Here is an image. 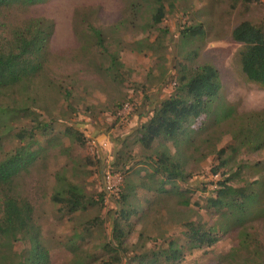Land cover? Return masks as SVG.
I'll use <instances>...</instances> for the list:
<instances>
[{
	"label": "trees",
	"instance_id": "1",
	"mask_svg": "<svg viewBox=\"0 0 264 264\" xmlns=\"http://www.w3.org/2000/svg\"><path fill=\"white\" fill-rule=\"evenodd\" d=\"M46 1L0 0V106L5 110L0 123V264H51L50 246L44 239L40 216L27 192L25 180L45 168L47 155L55 145L61 149L59 136L48 138L45 144L38 139V135L48 136L53 132L54 120L53 117L41 119L40 114H54L51 107H56L62 98L70 99L74 85L70 84L72 78L64 81L54 70L55 60L59 57L50 50L54 21L43 16H19L29 6ZM240 1L264 8L262 0ZM127 7L126 18L113 24L110 31L94 24L93 8L76 9L73 14V30L79 47L71 58L76 56L80 62L88 63L110 81L122 79L118 58L123 46L112 49L109 40L120 27L136 28L135 19H143L144 28L158 30L154 40L144 45L146 49L155 54L163 53L165 49L167 31L158 28L165 14L163 0H128ZM202 33L201 23L181 29L186 41ZM230 37L241 43L237 56L242 73L247 80L264 88V19L240 21L231 29ZM116 42L119 44L120 40ZM165 72L160 71L161 82ZM173 78L172 92L158 102L150 116L135 129L131 145L141 148L142 158L135 160V153L123 139L126 148L117 152L113 162L122 167L134 160V165L148 164L152 170L119 193L121 208L113 217L110 239L102 243V253L93 255L86 263L122 264L129 247H136L126 244L134 229L130 219L133 215L137 217L140 210L130 200L136 187L151 193L152 197L146 199L148 206H166L172 200L176 205L186 206L189 203L185 192L189 188H181L178 181L188 183L191 173L187 171V165L191 159L201 160L214 154L218 163L212 171L220 173L221 178L214 182L210 195L206 196L205 208L218 217L216 224H209L198 215L188 219L180 214L178 224L183 228V242L180 238H169L165 246L135 253L129 263L183 264L186 251L212 247L222 234L236 229L238 243L222 258L235 264H264V236L256 226L258 222L264 223V163L249 165L238 158L243 152L264 147V109L248 112L234 120H230V110L218 114H215L216 110L210 111L221 81L218 69L208 62L196 65L180 62ZM8 90L14 91L21 100L8 98L5 95ZM112 106L115 108L112 113H115L122 104L114 102ZM200 118L198 127L194 128ZM23 120H28L30 125L14 130L13 123ZM208 128L209 134L206 133ZM230 132L233 142L216 148L215 140ZM61 133L71 141L80 144L85 141L83 133L70 124ZM10 135L17 143L7 149L5 143ZM168 144L176 148L174 154L161 147ZM202 146L207 148L204 153L200 151ZM189 147L192 151L198 150L199 157L191 151L187 153ZM246 167L255 169L257 177L243 179L242 171ZM132 168L130 165L125 171L139 175L140 168ZM54 178L49 197L61 211L83 213L88 207L97 205V200L88 197L85 189L67 176L65 167L56 171ZM102 199L100 194L101 202ZM89 223L94 220H86L83 227H89ZM143 233L142 230L138 234L139 242L147 238ZM16 242L24 243L25 247L17 251Z\"/></svg>",
	"mask_w": 264,
	"mask_h": 264
},
{
	"label": "rangeland",
	"instance_id": "2",
	"mask_svg": "<svg viewBox=\"0 0 264 264\" xmlns=\"http://www.w3.org/2000/svg\"><path fill=\"white\" fill-rule=\"evenodd\" d=\"M127 2L128 0H47L29 6L19 15L21 18L43 16L54 21L50 50L59 54L54 70L64 81L72 78L73 83L70 84L74 85L70 99L62 98L56 107H51L54 114H40L41 119L50 120L53 117L54 120L53 132L48 136L38 135V139L45 144L48 138L59 136L61 149L55 145L47 155L45 168L32 173L25 180L27 192L40 216L44 239L50 246L51 264H87L93 255L102 253L101 245L110 239L113 217L121 208L119 193L152 170L148 164L134 165V160L122 167L113 165V162L117 152L124 147L123 139H126L128 148L135 153V160L142 158L141 148L131 145L135 129L150 116L156 104L172 92L173 76L178 63L196 65L208 62L218 69L221 88L210 107V111L216 110L215 114L230 110V120H234L248 112L264 109V88L244 76L237 56L241 43L230 37L231 29L240 21L248 19L259 22L264 19V8L261 5H245L240 0H163L165 14L158 24V28L167 31L163 53L155 54L144 46L154 40L158 30L144 28L143 19H135L136 28L120 27L113 36L108 35L110 48L123 46L118 58L122 79L110 81L88 63L73 57L79 47L73 30V14L76 9L93 8L94 24L110 31L113 24L128 15ZM199 23L203 24V33L186 41L181 29ZM117 40H120L119 44ZM186 55L190 56L187 60L184 58ZM161 70H166L162 82ZM5 95L10 99L21 100L12 90L6 91ZM114 102L121 103L122 106L112 113L115 109L112 106ZM4 116L5 110L0 106V123ZM201 118L193 125L194 128L198 127ZM69 124L83 133L84 143L62 137L61 131ZM13 125L14 130H17L19 127H28L30 123L23 120L16 121ZM206 133H210L209 128ZM232 137L231 132L222 135L219 140H215L216 148L231 144ZM199 142L200 140L197 146ZM16 143V138L10 135L5 148H12ZM161 147L169 149L172 154L176 151L171 144ZM206 150L204 146L200 148L202 153ZM186 151L199 157L198 150L192 151L189 147ZM238 158L249 165L264 163V147L253 152H243ZM217 163L214 154H208L201 160L189 161L187 171L191 173V177L188 183L178 181L181 188H189L185 192L189 203L186 206L176 205L173 200L168 201L166 206H148L146 199L152 197L151 193L140 187L135 188L136 193L130 200L140 210L137 217L133 215L130 219L134 223V229L126 239V244L136 247H129V251L123 255L122 264H132L129 262L134 254L141 250L165 246L169 238H180L183 242V228L178 224L180 214L188 219L198 215L209 224H216L218 217L206 210L205 198L210 195L214 182L221 178L220 173L214 174L212 171ZM130 165L132 169L140 168L139 175L125 171ZM62 167H65L67 176L73 182L85 189L88 197L97 200V205L88 207L83 213L67 214L51 202L49 196L55 184L54 175ZM111 172L118 173L120 178L108 183V174ZM257 175L255 169L246 167L242 171L243 179H252ZM110 183L111 187H108ZM100 194L102 202L99 200ZM86 220H94V223L83 227ZM256 226L264 236V223L258 222ZM142 230L147 238L139 242L138 234ZM237 243V230L232 229L222 234L212 247L186 251L182 263L235 264L222 257ZM14 247L20 251L25 244L16 242Z\"/></svg>",
	"mask_w": 264,
	"mask_h": 264
},
{
	"label": "built area",
	"instance_id": "3",
	"mask_svg": "<svg viewBox=\"0 0 264 264\" xmlns=\"http://www.w3.org/2000/svg\"><path fill=\"white\" fill-rule=\"evenodd\" d=\"M118 178H120L118 173L111 172V174H108V183L111 181L113 182L117 180ZM108 187H111V183L108 184Z\"/></svg>",
	"mask_w": 264,
	"mask_h": 264
},
{
	"label": "crops",
	"instance_id": "4",
	"mask_svg": "<svg viewBox=\"0 0 264 264\" xmlns=\"http://www.w3.org/2000/svg\"><path fill=\"white\" fill-rule=\"evenodd\" d=\"M264 1V0H263Z\"/></svg>",
	"mask_w": 264,
	"mask_h": 264
}]
</instances>
